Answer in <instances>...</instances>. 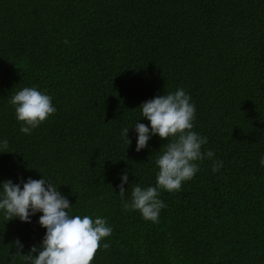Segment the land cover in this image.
<instances>
[{"label": "trees", "instance_id": "16d2710c", "mask_svg": "<svg viewBox=\"0 0 264 264\" xmlns=\"http://www.w3.org/2000/svg\"><path fill=\"white\" fill-rule=\"evenodd\" d=\"M24 86L57 109L31 134L9 103ZM177 88L215 156L181 190L160 191L167 206L151 222L124 203L156 183L166 139L137 152L133 123H149L143 101ZM0 138V181L43 174L72 214L106 217L113 231L91 264H264V0H0ZM41 214L0 212V264H31Z\"/></svg>", "mask_w": 264, "mask_h": 264}, {"label": "clouds", "instance_id": "9594fccd", "mask_svg": "<svg viewBox=\"0 0 264 264\" xmlns=\"http://www.w3.org/2000/svg\"><path fill=\"white\" fill-rule=\"evenodd\" d=\"M9 103L24 134H31L57 111L53 97L36 86H24L15 91ZM139 107L140 117L149 123L138 119L133 123L137 134L135 150L139 152L148 147L149 140L157 135L166 139V143L155 158L156 183L146 187L135 184L130 201H126L124 207L139 211L144 220L158 222L161 210L167 206L160 198V191L181 190L183 182L191 180L200 170L198 161L213 158L215 152L203 149L208 137L194 130L196 106L183 88L164 91L143 101ZM129 129L130 126L121 130L128 145L131 144ZM8 143L6 138H0V152H5ZM259 163L264 166V156ZM221 167L222 160L213 161V172ZM119 177V193L123 197L125 185L129 183L128 171H122ZM72 205L59 185L43 174L38 179L20 176L17 182L11 178L0 181V212L7 220L19 218L30 223L34 215L42 213L38 223L46 231L38 245L33 244L29 252L23 254L21 250L25 245L20 238L13 241L17 251L31 264H91L102 238L112 234L113 228L106 217L72 214ZM102 246L108 248L109 244L105 242Z\"/></svg>", "mask_w": 264, "mask_h": 264}]
</instances>
